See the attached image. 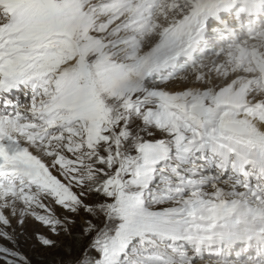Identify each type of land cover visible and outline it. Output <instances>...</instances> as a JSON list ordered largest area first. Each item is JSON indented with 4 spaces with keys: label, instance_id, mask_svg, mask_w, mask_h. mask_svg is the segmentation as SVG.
I'll return each mask as SVG.
<instances>
[{
    "label": "snow or ice",
    "instance_id": "6c2138e0",
    "mask_svg": "<svg viewBox=\"0 0 264 264\" xmlns=\"http://www.w3.org/2000/svg\"><path fill=\"white\" fill-rule=\"evenodd\" d=\"M21 237L264 264V0H0V264Z\"/></svg>",
    "mask_w": 264,
    "mask_h": 264
},
{
    "label": "rangeland",
    "instance_id": "374dc122",
    "mask_svg": "<svg viewBox=\"0 0 264 264\" xmlns=\"http://www.w3.org/2000/svg\"><path fill=\"white\" fill-rule=\"evenodd\" d=\"M34 227H38V225H35L32 222H29V224L27 225V230L31 232ZM20 244H21L22 250L25 251V253L33 259V264H43V261L40 259L39 250L38 248L34 249L32 241L25 240L24 237H21Z\"/></svg>",
    "mask_w": 264,
    "mask_h": 264
}]
</instances>
